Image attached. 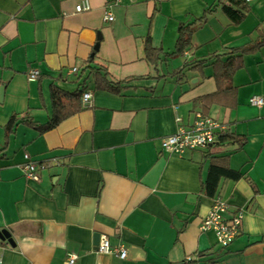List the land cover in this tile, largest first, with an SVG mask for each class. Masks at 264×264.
Returning a JSON list of instances; mask_svg holds the SVG:
<instances>
[{"label":"crops","instance_id":"obj_1","mask_svg":"<svg viewBox=\"0 0 264 264\" xmlns=\"http://www.w3.org/2000/svg\"><path fill=\"white\" fill-rule=\"evenodd\" d=\"M87 1L89 9L75 11L81 0H0V264H65L69 254L74 264H184L188 255L198 264H264V103L248 102L264 96V44L243 55L228 92L216 93L215 58L175 72L184 61L264 38V0H245L238 23L212 5L217 0ZM181 22L192 23L190 43L169 55ZM146 41L164 52L156 64L144 58ZM90 56L122 81L118 91L98 86L94 73L82 80ZM30 68L38 78L28 79ZM52 84L81 90L82 108L42 132L20 122L5 137L13 113L47 121ZM195 111L244 141L181 155L162 150L175 117L188 125ZM207 149L241 173L221 179L216 197L202 189ZM24 154L44 165L39 180L24 175ZM215 198L228 204L226 215L243 210L226 247L200 229ZM101 236L126 256L98 251Z\"/></svg>","mask_w":264,"mask_h":264},{"label":"trees","instance_id":"obj_2","mask_svg":"<svg viewBox=\"0 0 264 264\" xmlns=\"http://www.w3.org/2000/svg\"><path fill=\"white\" fill-rule=\"evenodd\" d=\"M214 7L219 6V8L228 16V18L232 21V23H238L244 16V10L246 9L245 0H217L216 3L212 4ZM209 10V9H208ZM207 10V11H208ZM192 23L181 22L177 28V37L175 50L171 52L169 55H178L183 52L185 47H187L190 43V36L193 31ZM264 36V35H263ZM264 44V38H260L248 43H245L241 46L228 47L225 49L223 54H218L217 52L211 54L210 56L198 60H192L190 62L184 61L175 72H180L187 67H199L203 65L206 61L211 58L214 59V64L217 66V72L215 73L216 80L218 82V91L219 93L221 88L230 90V88H234L230 83V76L232 72L242 65V57L245 53L250 52L252 50L258 49L261 45ZM164 54L161 48H156L150 46L149 42L146 41L144 45V58L148 61L156 64L158 60L161 58V55ZM167 54V53H166ZM167 54V55H168ZM222 59V57H224ZM87 63L84 69H88L87 75L83 76V81L86 79L91 73L97 74L96 84L110 91H118L117 87L122 83V81L113 80L108 78V72L105 65L96 63L93 60V56H90L87 60ZM93 74V75H94ZM172 74V72H171ZM141 77H133V79H138ZM131 78H126L124 81H127ZM81 80V82H82ZM223 84V85H222ZM224 86V87H223ZM51 112L48 116V119L44 123H36L30 118H27L25 115H19L17 113H13L10 115L7 120L4 128H5V137L9 135V133H13L15 130V126L22 123H27L36 127L40 132L48 130L54 127L61 119L65 116L78 111L82 108V104L80 102L81 90L76 89L72 92L65 91L63 89L58 88L55 85H51ZM214 95L209 94L201 97V100L211 99ZM237 136L234 133L225 131L223 134L219 135L220 143L224 141H230L232 143H236L241 145L244 140ZM244 139V138H243ZM219 143V144H220ZM215 152L207 151L204 153L205 155L210 156L211 160L209 162V166L207 169V173L202 181V189L203 191L212 197L217 196L219 182L223 178L237 179L241 176V173L237 169H233L219 163V160L216 158V155H213ZM184 264H198V258H191L189 261L183 260Z\"/></svg>","mask_w":264,"mask_h":264},{"label":"built area","instance_id":"obj_3","mask_svg":"<svg viewBox=\"0 0 264 264\" xmlns=\"http://www.w3.org/2000/svg\"><path fill=\"white\" fill-rule=\"evenodd\" d=\"M89 9L87 0H81L75 5V11ZM104 19L112 21L113 15L107 11ZM76 68L73 67L72 71ZM39 70L30 68L27 71L28 79H36L39 77ZM91 92L85 91L82 93V103L88 104L91 98ZM250 105L261 106L264 103V96L261 94H253L248 98ZM177 123L176 130L163 136L160 139L161 149L177 155L183 154L188 150L204 149L219 141V135L223 134L227 126L218 120H215L209 115L203 114L200 111H195L192 122L185 125L181 122L179 116L175 117ZM25 162L22 169L24 175L32 180H39L40 169L44 165L30 158L28 154H24ZM228 204L220 198H215L207 214L201 219L200 229L202 231L212 230L214 232L216 242L222 246H228L233 239L239 234L240 226L243 218V210L239 209L230 215H226ZM97 250L104 253L116 252L121 258L126 256V249L121 245L112 246L106 236H101ZM192 257L186 256L185 261H189ZM76 254H69L65 260V264H74Z\"/></svg>","mask_w":264,"mask_h":264},{"label":"water","instance_id":"obj_4","mask_svg":"<svg viewBox=\"0 0 264 264\" xmlns=\"http://www.w3.org/2000/svg\"><path fill=\"white\" fill-rule=\"evenodd\" d=\"M6 236H7V232H6V230H1V231H0V238L3 239V238H5Z\"/></svg>","mask_w":264,"mask_h":264}]
</instances>
